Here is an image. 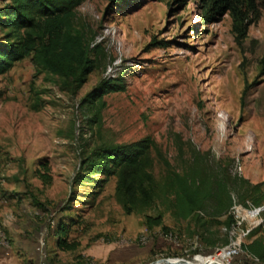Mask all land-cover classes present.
Wrapping results in <instances>:
<instances>
[{"label": "rangeland", "instance_id": "1", "mask_svg": "<svg viewBox=\"0 0 264 264\" xmlns=\"http://www.w3.org/2000/svg\"><path fill=\"white\" fill-rule=\"evenodd\" d=\"M203 4L85 0L75 26L99 47L82 87L69 88L31 57L0 74V264H38L41 238L51 264H220L210 256L228 244L224 218H211L207 208L201 218L177 220L164 183L172 172L217 177L232 201L264 203V6L258 2V21L237 43L232 17L207 20ZM7 32L0 27V40ZM115 79L124 91L87 100ZM148 136L159 196L127 214L114 176L85 175L102 148ZM159 214L178 245L161 227L148 228L146 216ZM63 215L75 222L73 252L59 253L55 244ZM255 231L264 239V229ZM230 264L261 263L238 255Z\"/></svg>", "mask_w": 264, "mask_h": 264}, {"label": "trees", "instance_id": "2", "mask_svg": "<svg viewBox=\"0 0 264 264\" xmlns=\"http://www.w3.org/2000/svg\"><path fill=\"white\" fill-rule=\"evenodd\" d=\"M1 1L6 5L0 8V27L8 32L5 39L0 40V74L10 71L16 62L31 57L39 69L63 79L69 88L77 90L82 87L96 68L91 52L99 47L98 44L91 47L87 35L75 26L77 8L85 0ZM202 1L207 20L221 13L232 17V30L237 43L246 38L249 27L258 21V2L264 6V0ZM124 90L121 79L105 80L94 88L87 100L95 101L106 94ZM154 146V140L149 136L130 143L106 146L92 156L88 175L85 176L89 181L94 180L96 174L106 178L114 176L115 196L125 212H143L159 196L157 183L150 172V153ZM41 178L45 182L50 181V177L41 175ZM164 193L168 198V210L177 220H188L195 215L201 218V212L210 208L211 218H224L220 223L227 226L232 223V217L228 215L232 196L222 179L172 172L164 183ZM253 202L260 205L262 200L254 198ZM69 210L70 205L63 213ZM66 218L71 217L63 215L54 228L55 244L60 251L73 252L80 244L70 240L75 222L72 219L65 221ZM146 224L148 228L161 227L164 232H169L162 214L146 216ZM256 233H251V239L243 245V249L264 264V239L255 238Z\"/></svg>", "mask_w": 264, "mask_h": 264}, {"label": "built area", "instance_id": "3", "mask_svg": "<svg viewBox=\"0 0 264 264\" xmlns=\"http://www.w3.org/2000/svg\"><path fill=\"white\" fill-rule=\"evenodd\" d=\"M228 215L232 217V223L230 226L223 225V231L228 235V244L221 249L218 248L217 252L222 249H227L230 252L231 259L238 255L252 257L243 249V245L253 231L259 228L264 229V203L255 205L249 200L246 203H241L238 199L234 198ZM53 225L54 223H52ZM165 238L178 245L177 237L172 233H166ZM37 250L40 254L38 264H51L46 251V241L44 238L39 240Z\"/></svg>", "mask_w": 264, "mask_h": 264}, {"label": "bare ground", "instance_id": "4", "mask_svg": "<svg viewBox=\"0 0 264 264\" xmlns=\"http://www.w3.org/2000/svg\"><path fill=\"white\" fill-rule=\"evenodd\" d=\"M216 257H217L216 261L217 260L220 261V264H230V259H231L230 258V252L227 249H222L219 252L210 256V258H216ZM157 264H165V263L158 262ZM168 264H180V263H176V262L171 261ZM195 264H197V263H195ZM204 264H208V263H204ZM213 264H215V263H213Z\"/></svg>", "mask_w": 264, "mask_h": 264}, {"label": "water", "instance_id": "5", "mask_svg": "<svg viewBox=\"0 0 264 264\" xmlns=\"http://www.w3.org/2000/svg\"><path fill=\"white\" fill-rule=\"evenodd\" d=\"M179 260H181V261H188V260H185V259H179ZM158 262L167 263L168 264L169 262H171V258L159 259V260L153 261V262H151L149 264H157Z\"/></svg>", "mask_w": 264, "mask_h": 264}, {"label": "crops", "instance_id": "6", "mask_svg": "<svg viewBox=\"0 0 264 264\" xmlns=\"http://www.w3.org/2000/svg\"><path fill=\"white\" fill-rule=\"evenodd\" d=\"M54 238H55V236H54ZM58 252L60 253V252H64V251H60V250H58Z\"/></svg>", "mask_w": 264, "mask_h": 264}]
</instances>
